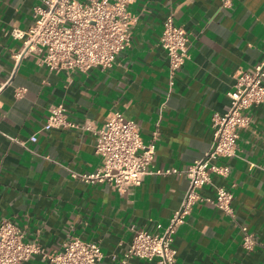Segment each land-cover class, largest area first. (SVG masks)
<instances>
[{
	"label": "crops",
	"instance_id": "0c3cea01",
	"mask_svg": "<svg viewBox=\"0 0 264 264\" xmlns=\"http://www.w3.org/2000/svg\"><path fill=\"white\" fill-rule=\"evenodd\" d=\"M38 3L0 0V221L13 222L46 256L74 237L98 244L97 264H123L133 234L159 232L178 208L188 185L184 171L209 149L212 117L227 110L235 76L264 58V0H137L127 7L135 18L129 47L112 67L85 72L49 71L33 56L13 60L21 41L11 32L28 30ZM169 13L189 39L188 59L172 80L159 44ZM58 104L77 124L99 128L120 112L144 142L156 132L151 169L178 172L148 175L123 194L74 178L96 171L101 160L91 132L42 129ZM248 114L228 175L211 174L200 190L211 199L217 188L230 192L233 215L195 204L176 231L174 264H264V104ZM241 226L256 239L251 251L242 247ZM26 264L51 263L38 254Z\"/></svg>",
	"mask_w": 264,
	"mask_h": 264
},
{
	"label": "built area",
	"instance_id": "2783aa9c",
	"mask_svg": "<svg viewBox=\"0 0 264 264\" xmlns=\"http://www.w3.org/2000/svg\"><path fill=\"white\" fill-rule=\"evenodd\" d=\"M137 0H38L33 9V24L27 31L12 30L13 38L21 41L13 60L33 56L39 66L49 71L85 72L91 68L112 67L116 57L130 45L131 27L135 18L127 7ZM230 0H222L226 5ZM159 44L166 52L169 77L175 76L188 59V34L174 23L169 13L162 24ZM264 58L248 71H241L226 95L227 110L212 117V142L207 151L185 171L187 189L180 204L167 223L156 233L136 231L123 253L122 263L137 258L154 264H174V237L193 206L206 202L231 216L232 194L217 188L213 199L203 197L202 187L210 175L226 177L227 161L236 156L238 131L249 126L248 110L264 104ZM172 81L170 82V85ZM23 90H18L17 96ZM171 88H169V92ZM76 128L91 132L95 138L94 153L100 167L89 174H75L85 183H105L123 194L139 187L148 175L176 174L177 169H151L157 133L144 142L137 124L120 112L106 116L99 128L90 121H71L61 104L52 106L43 130ZM35 136L29 138L34 142ZM20 144H23L20 142ZM242 247L251 251L257 245L254 235L241 226ZM47 257L51 264H97L102 257L98 244L70 238L60 250L44 255L33 242L25 241L23 231L9 220L0 221V264H26L33 255Z\"/></svg>",
	"mask_w": 264,
	"mask_h": 264
}]
</instances>
